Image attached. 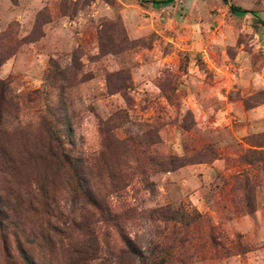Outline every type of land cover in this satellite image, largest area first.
Listing matches in <instances>:
<instances>
[{
  "label": "rangeland",
  "instance_id": "374dc122",
  "mask_svg": "<svg viewBox=\"0 0 264 264\" xmlns=\"http://www.w3.org/2000/svg\"><path fill=\"white\" fill-rule=\"evenodd\" d=\"M156 1L0 0V264H264V0Z\"/></svg>",
  "mask_w": 264,
  "mask_h": 264
},
{
  "label": "trees",
  "instance_id": "16d2710c",
  "mask_svg": "<svg viewBox=\"0 0 264 264\" xmlns=\"http://www.w3.org/2000/svg\"><path fill=\"white\" fill-rule=\"evenodd\" d=\"M171 1L173 0H158L156 1V3L157 4H168ZM231 8H232V11L238 14H241V15L242 14H252L260 23L264 25V20L261 19L256 13L251 12V11L242 12L240 8L234 7V6ZM52 140L54 143V148L56 149L54 156L63 167L71 171L73 181L76 183V190L80 192L81 194H83L91 204H96L95 199H93V196L89 191L88 179L85 174V167H84V162L82 158L74 155L73 152L67 149L68 148L67 146H69V144L71 143L64 142V138L60 136H54ZM0 212L2 211L0 210ZM127 247L130 249V251L134 255L139 256V253L131 245V243H127ZM23 255H24L23 257L25 259V262L27 264H34L33 261L30 259V257L26 255V253H23ZM144 264H162V260H159V262H157L156 260L154 262L146 261Z\"/></svg>",
  "mask_w": 264,
  "mask_h": 264
}]
</instances>
